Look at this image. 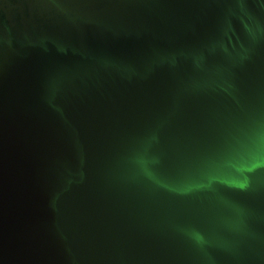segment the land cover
<instances>
[{
  "label": "water",
  "instance_id": "water-1",
  "mask_svg": "<svg viewBox=\"0 0 264 264\" xmlns=\"http://www.w3.org/2000/svg\"><path fill=\"white\" fill-rule=\"evenodd\" d=\"M0 264H264V0H0Z\"/></svg>",
  "mask_w": 264,
  "mask_h": 264
}]
</instances>
